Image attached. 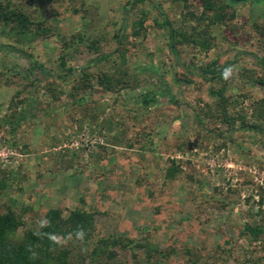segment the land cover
<instances>
[{"label":"rangeland","instance_id":"374dc122","mask_svg":"<svg viewBox=\"0 0 264 264\" xmlns=\"http://www.w3.org/2000/svg\"><path fill=\"white\" fill-rule=\"evenodd\" d=\"M10 1L0 213L15 216L12 239L51 209H81L88 239L55 236L71 264H264V232H244L264 226V0ZM212 61L230 62L221 79L200 74ZM101 238L119 241L93 261Z\"/></svg>","mask_w":264,"mask_h":264},{"label":"trees","instance_id":"16d2710c","mask_svg":"<svg viewBox=\"0 0 264 264\" xmlns=\"http://www.w3.org/2000/svg\"><path fill=\"white\" fill-rule=\"evenodd\" d=\"M134 1L140 2L143 0ZM250 1L253 2L252 0ZM6 2L11 3L10 0H6ZM7 3H2L0 1V20L5 15V11L9 6ZM231 3L235 4L237 2L234 0H227L225 5H230ZM207 5L208 7H212L210 1L207 2ZM22 14L24 16V21L30 20V16L26 12L23 11ZM160 14L163 17L161 25L167 28L168 47L175 57H178V51L175 46V31L172 27V23L162 11H160ZM143 23V18L134 22V26L137 28L134 31L136 34H140V30L143 28ZM119 39L120 36L117 37V40ZM202 45H205V42H202ZM2 46L4 45H0V47ZM12 48L16 49L15 47ZM22 52L23 54L26 53L24 51ZM25 55L29 54L26 53ZM103 56L107 57L108 55ZM255 56L260 65L264 68V56H258L256 54ZM62 65H65L64 62H62ZM215 65L216 62L212 61L208 65L199 66L198 70L205 79H221L226 67L230 65V62H227L219 69H216ZM32 66L46 74L50 73L37 60L32 59ZM72 69V67L68 68L69 71H72ZM261 83L264 85V80ZM144 101L146 102L147 100L144 99ZM255 127L256 126L253 125V128ZM174 170L175 168H171L170 174H172ZM4 185V181H0V188L4 187ZM91 217L92 214L81 209L71 211L66 217L62 216L59 210L51 209L46 213V224L42 226L39 231L28 233L23 240L17 241L12 239L13 230L16 225L14 214L12 212L5 214L0 213V264H71V249L62 246L55 236L61 235L65 239H68V236H71L72 238H81L86 241L91 233ZM244 232L252 238H257L263 234L264 226L246 223L244 224ZM118 241L119 240L114 238L99 239L100 246H102L103 249H99L98 252L96 250L91 251L90 255L94 256V258H92L93 261L96 257L101 255L112 258L113 251L110 247L114 246ZM99 252L100 254H97ZM85 257L86 256H81L79 264H86L84 262Z\"/></svg>","mask_w":264,"mask_h":264},{"label":"water","instance_id":"95a60500","mask_svg":"<svg viewBox=\"0 0 264 264\" xmlns=\"http://www.w3.org/2000/svg\"><path fill=\"white\" fill-rule=\"evenodd\" d=\"M236 2H245V1H249V0H234Z\"/></svg>","mask_w":264,"mask_h":264},{"label":"flooded vegetation","instance_id":"af4514ba","mask_svg":"<svg viewBox=\"0 0 264 264\" xmlns=\"http://www.w3.org/2000/svg\"><path fill=\"white\" fill-rule=\"evenodd\" d=\"M250 1V0H249Z\"/></svg>","mask_w":264,"mask_h":264}]
</instances>
